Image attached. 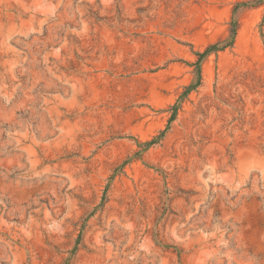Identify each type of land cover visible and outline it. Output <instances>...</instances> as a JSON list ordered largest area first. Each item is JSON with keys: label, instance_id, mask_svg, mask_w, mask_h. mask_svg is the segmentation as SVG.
<instances>
[{"label": "rangeland", "instance_id": "rangeland-1", "mask_svg": "<svg viewBox=\"0 0 264 264\" xmlns=\"http://www.w3.org/2000/svg\"><path fill=\"white\" fill-rule=\"evenodd\" d=\"M244 1L0 0V264H264Z\"/></svg>", "mask_w": 264, "mask_h": 264}, {"label": "trees", "instance_id": "trees-1", "mask_svg": "<svg viewBox=\"0 0 264 264\" xmlns=\"http://www.w3.org/2000/svg\"><path fill=\"white\" fill-rule=\"evenodd\" d=\"M264 5V0H249V1H244L241 2L239 4H237L235 6V10L234 13L236 14V12L238 11L239 8H245V9H251V8H257L260 6ZM237 26H238V22L236 20H234L233 25H232V29H231V36L229 39L220 42L218 44L212 45L210 46L203 54H201V57L209 54L212 51L218 50V49H224L228 46H232L235 42V38L237 36ZM200 75V74H199Z\"/></svg>", "mask_w": 264, "mask_h": 264}]
</instances>
